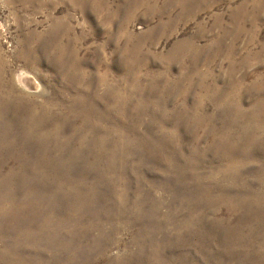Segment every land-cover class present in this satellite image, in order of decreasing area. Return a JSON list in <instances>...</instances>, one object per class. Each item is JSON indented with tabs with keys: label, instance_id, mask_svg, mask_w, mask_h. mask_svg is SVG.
I'll return each instance as SVG.
<instances>
[{
	"label": "rangeland",
	"instance_id": "1",
	"mask_svg": "<svg viewBox=\"0 0 264 264\" xmlns=\"http://www.w3.org/2000/svg\"><path fill=\"white\" fill-rule=\"evenodd\" d=\"M0 264H264V0H0Z\"/></svg>",
	"mask_w": 264,
	"mask_h": 264
}]
</instances>
